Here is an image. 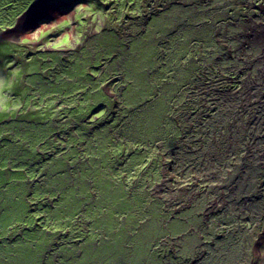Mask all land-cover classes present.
Instances as JSON below:
<instances>
[{"label": "rangeland", "instance_id": "1", "mask_svg": "<svg viewBox=\"0 0 264 264\" xmlns=\"http://www.w3.org/2000/svg\"><path fill=\"white\" fill-rule=\"evenodd\" d=\"M36 2L28 22L22 13ZM161 2L163 12L126 49L103 30L108 24H96L99 0H0V118L12 111L4 127L27 136L46 164L34 171L36 218L29 211L13 227L29 236L8 234L3 253L14 255L0 264H264V0ZM119 32L124 40L130 33ZM101 62L110 77L99 87L83 71L104 80L95 72ZM125 87L117 107L113 96ZM109 97L105 111L92 113ZM82 113L86 131L73 122ZM220 125L233 128L214 131ZM179 137L200 151L185 164L197 176L185 180L206 189L196 199L183 193L185 210L173 204ZM220 144L223 155L211 154ZM14 149L23 164L15 168L31 166L33 155ZM207 151L202 167L221 169L218 180L203 176L196 159ZM13 189L22 214V184Z\"/></svg>", "mask_w": 264, "mask_h": 264}, {"label": "trees", "instance_id": "2", "mask_svg": "<svg viewBox=\"0 0 264 264\" xmlns=\"http://www.w3.org/2000/svg\"><path fill=\"white\" fill-rule=\"evenodd\" d=\"M90 2H92V0H90ZM99 4L101 6V9L94 6L93 11L91 12V14H94L97 18L96 24L98 23V27L104 26V24H108L107 27L104 26L105 28H103V30L109 33L114 32L118 36V41H119L120 46L125 47L126 49H128L129 47L130 37H135V35L137 36V35L144 34L147 31V28H149L152 25L153 17L156 16L157 18L159 13L163 12V10L157 9V7H161V4H162L161 0H106V1L99 0ZM110 24L115 26L116 30L111 29ZM120 28L124 29L126 32H130L126 34V36H128L126 38L127 40L126 39L124 40L122 38L119 32ZM132 32H136V34H133ZM237 32L239 31H236V33ZM230 34L231 33L227 32L224 35L225 39H230L229 38ZM37 53L27 52V54L31 56L30 58L35 57ZM39 54H42V52H39ZM54 54H57V53H54ZM229 54L234 55L231 49H230ZM60 55L61 57H63L61 53ZM116 56L117 54H115L106 63H109V66H111ZM60 59L61 61L66 60L64 59V57L63 59L62 58ZM100 66L101 67L95 70V72H98L99 70H101V76L105 77L104 80H102L101 78L98 80L97 75L93 76L94 69L89 71V68H90L89 66H88V70L83 71V74L88 79L93 78L94 84L99 85V87L105 86V84H109V77H110V73H107L106 71L105 62H101ZM127 77H128L127 73L125 72L124 74L123 72V79ZM181 80H183L185 83L188 81V78H183L181 75L180 81ZM79 83L80 82H78V84ZM206 85L207 84L203 82L197 85L198 93H202ZM125 93H126V87L124 89L118 90V92L114 94L113 100H114V104L115 105L117 104V107H123V103L125 100ZM239 96L240 95H238V100H239ZM260 96L261 95H259V97ZM243 99H247V98L243 97ZM109 102H112V97H109V101L106 104L105 103H102V105L99 104L98 107L94 111H92V113H98L101 111H105L107 109L106 106L109 104ZM2 114L3 115L0 118V127L2 126V128H0V137L2 139L0 140V147H2L0 150V154H1V157L4 158L5 160L0 162V191H2L3 193H12L14 192L13 186L16 183H20L23 185V183L21 182V180H23V182L25 183V187H26L27 203L30 207L29 211H31V213H35V207H34L35 204H34V197H33L34 187L36 183L41 182V179L39 177L35 179H29V178L25 179L24 178V168L23 169L15 168L14 164L16 163L23 165L20 162V159L18 158V156L15 155V149H14L15 148L14 144L16 143V137L18 136V134L21 133V131L15 127H11L10 129L4 127L5 124H9L14 119H16V117L14 118V114L12 111H9L7 109V111L3 112ZM21 114H24V113H21ZM82 116H85V115H82ZM86 119L85 117H82L80 121H76V124H80V127H79L80 130L83 129V131H86L85 130L86 127L84 126H87V127L90 126L86 123L90 124L91 122H86ZM98 119L99 117L95 118V120L97 121ZM29 122L32 123V121H29ZM23 125H26V124L23 122ZM232 128L233 126L227 125L226 127H224L220 125V126H215L214 131L217 132L220 129V132L225 134V133H228L229 130ZM77 135L80 136L79 134ZM121 136L125 137L124 132H121ZM181 140H182V137H179L178 141L179 143H181L180 146H177V145L173 146V189L177 191V194L175 196L173 195V204L179 206L180 210H185V209H188L190 206H185L182 204L183 202L181 201L183 198V193L188 194V195H193L192 198L196 199L197 195L199 194L201 196L202 192L206 191V189L203 186L201 189L197 190L196 186L190 180L188 181L185 180L186 176L190 173H194L197 176L198 172L196 171L198 170V167L194 166V170L191 171L189 168L192 165L185 166V164L191 163L190 156L192 153L198 154L200 151L199 150L191 151L190 148L184 144V142H181ZM126 141L127 140H125V142ZM182 146H184L185 148H183ZM214 149L216 150V152H212L211 154L221 153L223 151V144H220L218 147ZM207 153H209V151L196 156V159L198 160V164L201 167V172L203 173V176H205L204 174L208 172L211 178H215L218 180L221 178L222 173H223L221 169H219L217 173H214L212 170H210V168L207 167L206 169L205 167H202L206 165V161L208 159ZM220 155H223V152ZM33 156H35V153L33 154ZM11 158L15 159V162L13 164L11 161H9ZM38 159L39 157L35 156V161ZM244 169H248V168L244 167ZM242 171L243 170H241L240 172ZM163 175L164 174H162V176ZM241 179L243 178L241 177ZM93 194L96 195L97 193L93 191ZM12 206H13V203H12ZM43 206L46 207L47 204H44ZM42 210H45V209H42ZM11 212L12 214L0 215V242L5 240L8 234L11 235L9 240L14 239V238H16L17 240H20V239H24L25 237L29 236V234L24 233L25 229H22V227L19 229L17 228L13 229L15 224L17 222H20L24 218L25 211L22 214H18L13 206V210Z\"/></svg>", "mask_w": 264, "mask_h": 264}, {"label": "crops", "instance_id": "3", "mask_svg": "<svg viewBox=\"0 0 264 264\" xmlns=\"http://www.w3.org/2000/svg\"><path fill=\"white\" fill-rule=\"evenodd\" d=\"M29 17H30V14L27 16V21L29 22ZM39 19L38 18H36V17H34L31 21H32V28H34L35 27V25H36V23H37V21H38ZM19 24V23H18ZM21 35H24V34H21ZM20 45H24V44H20ZM17 52H18V50H13L12 51V53H13V55L14 56H17ZM41 55H43L44 56V58L45 59H50V58H52L53 60V63H55V64H57L58 62H57V58H56V54H54V53H50V52H47V53H44L43 51H42V54ZM33 58H39V56H36V57H33ZM33 58H32V61H33ZM22 59V58H21ZM51 60V59H50ZM9 69H6L5 71H8ZM9 72V71H8ZM96 85V84H95ZM98 89V88H97ZM24 102H25V100H23V99H19V103H20V105L21 106H24L25 104H24ZM94 109V108H93ZM78 115V114H77ZM77 115H75V117L77 116ZM82 115H84V113H82ZM82 115H80L77 119L75 118V117H73V122H75L76 123V121H80L81 119H82ZM66 116V115H65ZM30 120V119H29ZM69 121L70 119L68 118V117H66L65 119H64V121ZM45 121L43 120L42 121V123H44ZM79 126H80V124H78ZM31 126H33L32 124H31ZM43 126L44 125H41L39 128H41V129H43ZM76 130H80L79 128L78 129H76ZM81 131V130H80ZM77 131H75L74 133H76ZM74 136H76V134L74 135ZM78 136V135H77ZM28 140H27V136H22V135H18L17 137H16V143L14 144L15 146H21V145H23V148L24 149H26L27 151H29L32 155L34 154V151L33 150H31L30 148H29V146L27 145V144H25L26 142H27ZM1 148L2 147H0V150H1ZM36 157H39V156H37V155H35ZM35 156H33V159H32V163H31V166L29 165V166H20L19 167V169H23L24 168V178L25 179H27V178H29V179H35V178H37V177H39L38 176V174H35V169H44L45 167H46V164H45V162L43 161V159L42 160H40V161H38V160H36L35 161ZM0 159H2V157L0 158ZM29 170V171H28ZM21 182L23 183V185H22V189H21V195L23 196V198H24V202H25V205H26V208H25V216H24V218L29 214V210H30V207H29V205H28V203H27V194H26V187H25V183L23 182V180H21ZM24 186V187H23ZM15 197V192H12V193H3L2 191H0V215H2V214H12V210H13V206H12V200H13V198ZM10 212V213H9ZM31 215H32V217H29V218H36L35 216H34V214L33 213H31ZM23 220V219H22ZM3 242V241H2ZM2 242H0V261L2 262V260L3 259H6V258H11L13 255H14V253H13V251H9L8 253H3V246H4V244H2Z\"/></svg>", "mask_w": 264, "mask_h": 264}, {"label": "water", "instance_id": "4", "mask_svg": "<svg viewBox=\"0 0 264 264\" xmlns=\"http://www.w3.org/2000/svg\"><path fill=\"white\" fill-rule=\"evenodd\" d=\"M37 1H38V0H37ZM36 4H37V2L34 3L33 5H31V6L29 7V9H30V8H34ZM29 9H28V10H29ZM31 11H32V10H31ZM31 11H30V12H31ZM26 12H27V11H25L24 14H25ZM30 12H29V13H30ZM29 13H28V14H29Z\"/></svg>", "mask_w": 264, "mask_h": 264}, {"label": "flooded vegetation", "instance_id": "5", "mask_svg": "<svg viewBox=\"0 0 264 264\" xmlns=\"http://www.w3.org/2000/svg\"><path fill=\"white\" fill-rule=\"evenodd\" d=\"M28 9H29V8H28ZM32 9H33V8H30V9H29L25 14H23V15H24V16H27L28 13H29ZM24 16H23V17H24ZM23 17H22V18H23Z\"/></svg>", "mask_w": 264, "mask_h": 264}, {"label": "bare ground", "instance_id": "6", "mask_svg": "<svg viewBox=\"0 0 264 264\" xmlns=\"http://www.w3.org/2000/svg\"><path fill=\"white\" fill-rule=\"evenodd\" d=\"M260 36L264 38V30L260 32Z\"/></svg>", "mask_w": 264, "mask_h": 264}]
</instances>
